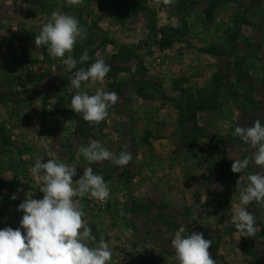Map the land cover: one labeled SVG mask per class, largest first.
<instances>
[{
    "label": "crops",
    "instance_id": "obj_1",
    "mask_svg": "<svg viewBox=\"0 0 264 264\" xmlns=\"http://www.w3.org/2000/svg\"><path fill=\"white\" fill-rule=\"evenodd\" d=\"M204 2V0H172V3L165 5L162 0L159 3H157V0H147V6L151 10L155 9L158 12L164 6L161 10L167 13V17L169 18L168 23L174 27L179 23L178 18L173 13L176 11V7L192 4V9L187 18L189 24L188 40L180 44L182 46L181 51L177 52L174 46L149 48L147 45H144L145 43L151 44L150 33L144 24V27L142 26V29L138 31L132 29L125 31L123 29L124 26L118 25L116 27L117 30L115 29L116 33L107 41L106 45H102V47L97 49L93 60H88L84 63V68H87L97 59H103L111 66V69L114 65L112 63L115 60L117 65H124L125 69H121V72L117 75L112 74L110 70L102 83L84 82L82 83V90L92 93L95 92L96 88L103 87L108 91L114 82L116 84L125 83L129 79L128 73L125 70H130L128 66L131 60H122L120 56H124V48L127 45L139 46L135 51L136 60H142L147 68L157 70L158 66L157 68L153 67L156 60H158L157 62L162 60L169 63V66L165 68V71H162L161 75L163 85L167 89H164L165 93L169 94L171 91H168V87H171L173 78H176L178 75H195L196 79H200L207 72L213 74L221 70L219 64L225 55L231 51L228 48V43L231 45L235 43V45L243 48V50H240V54L244 61V71L248 72V76L259 79L255 80L256 85L261 87L260 90L263 93L258 99L256 95L255 99L249 93L241 95L229 92L226 96L228 99L226 103H229V108L231 109L235 107L234 104L241 101L245 104L246 116L248 118L256 115L257 119L264 122V0L260 2L255 1V4L253 0H215L216 6L211 15L207 14ZM53 11L77 17L80 26L86 30L85 38L78 39L74 46L72 55L75 58L76 48L83 45L85 40L93 38L94 35L93 20L91 18L87 20V14L90 11L88 0H82V3L76 6L68 5L66 0H0V117L1 120H6L5 122H0V129L8 131L11 135L21 136L20 145H16L22 146L20 150L21 157L25 154L23 146H28L27 138H29V134H39L41 132L40 129H44L45 124L43 125L42 122L45 123L44 120L46 119L53 121L56 117L58 121L56 125L53 124L54 127L56 126V134L60 132L61 135H67L68 138L70 136L71 139L75 131V124L71 120L75 117L74 114L76 113L71 109L67 110L69 99L66 97L67 94L63 91L64 89H62L65 84H69L72 74L64 71V66L59 58H53L48 55L46 46L36 48L34 43L35 35L39 34L42 24L47 22ZM210 20L211 26L208 24ZM203 37L213 39V45H216L211 47L213 51L203 46L195 47L190 43L193 41L192 39L195 41L197 39L200 42L203 40ZM215 47L221 48V51ZM226 49L228 53L225 51ZM134 61L135 59L133 58L132 63ZM55 84L57 94H47L45 89ZM126 90L117 93L119 97L118 102L123 103L121 109L117 102L114 106H111L112 108L108 109L106 120L101 121L98 125L94 124V133L97 131L99 136L105 139L108 138V140L111 135H120L119 130L125 129L129 132L123 146L105 147L111 151H130L132 153V160L128 165L123 167H118L111 161H104L107 166H112L122 171L117 173L116 176L113 174L102 176L104 181L107 184L110 181H116L118 184L121 183L122 186H128L129 183H136L142 180L153 185V190H163L166 193L165 198L168 199L166 201L168 208H173L171 205H176L178 213L182 215V218L179 219L181 220V226H185L188 231L191 229V232H200L201 227L204 226L207 232L200 233L213 234L212 236L214 237L209 238L212 241L209 253L215 260V264H264V208L259 207L255 202L248 206V210L254 214L258 226L256 234L252 237L241 236V233L236 229L232 221L231 212L233 206H239V191L236 188L238 177H243L242 183H246L248 174L255 173L256 171L264 172V169L258 168L253 162V150L248 149L244 151L247 146H228V157L232 159L228 163L229 169H231L233 160L240 159L242 155L241 158L247 157L250 163L247 169L240 173L238 177H234L233 181H230L231 183L228 184L227 189L228 192L221 185L222 191L219 192L224 195L222 203L207 204L211 201L210 199L217 197L216 193H214L216 190L212 188L213 186L218 187L219 180L217 181L216 178H212L207 181L204 176L205 174L202 171H198V169H195L196 171L192 174L193 182L184 181L182 182V186L176 188L172 186V190L174 191L171 194L169 192V184L175 183L172 180L173 178H171L172 176L176 175L177 179L182 177V180L186 176L185 179L187 180V168L189 166L196 165L203 168L204 164L203 162L197 163L192 160L179 159L180 163L185 164L181 170L179 168L181 164L174 158H170L168 161H161L156 158L157 154H161L160 152L169 153L173 148L172 146H135L136 142H140V139L135 137V135L138 134L136 133L138 125L144 117L141 114L143 113L141 110L143 101L133 88L128 86ZM8 91L11 92L10 97L4 94ZM256 101L258 102L256 103ZM166 106H162L159 103V107L164 108V110H167ZM253 106L255 107L253 108ZM221 107H223V104ZM222 111L212 115L213 127L220 129V125L225 126L227 130L220 131V134L229 133L232 135L235 127H237L238 113L234 109V112H229L228 116V114H224V111ZM203 112L205 113L206 111ZM64 117L65 121L66 119L69 120L67 123L61 121ZM48 133H54L53 127ZM116 141L117 138H114L113 142ZM163 141L164 139H160V142ZM75 147L70 145L68 149L71 150L73 148L75 150ZM60 149H65V146H60ZM142 149L148 150L149 154L141 162L136 157V153L137 150ZM238 152L239 155L237 156ZM17 162L20 163L19 170L27 169L28 164H26L25 160L20 158ZM77 162V159H73L69 160L68 163L77 165ZM14 163L12 160L0 158V166L5 165L8 167L10 164L14 166ZM83 167H89L87 161L77 169L78 176L83 173ZM90 167L93 169L92 164ZM97 170L94 171L93 169L94 173L98 174ZM184 170L185 172H183ZM2 171L3 169H0V179L2 178ZM9 175L11 174L3 177L6 179L8 177L9 179L12 176L14 177L12 178L14 182L29 181L27 175ZM76 177H73L74 182ZM204 186L211 187L209 188L211 191L201 192V188ZM27 195L31 196V193H28L26 188L25 192H20L17 196V198L19 197V201L15 200L14 205L6 201L5 206H0V229L6 226L15 229L20 226L19 221L23 213L17 211V204L21 203ZM123 195L121 193L119 199H123ZM208 195L211 198L205 200V197ZM42 196L43 194L40 191L37 194H33V198L35 199H41ZM6 199H9L8 196ZM172 200H175L174 202L177 201V203H171ZM133 204H136V202H133ZM116 213L125 214L124 210L122 212L120 208L116 209ZM125 223L124 226H118H122L120 228H128V225ZM189 224L191 225L190 228H188ZM172 229L174 230L175 228Z\"/></svg>",
    "mask_w": 264,
    "mask_h": 264
},
{
    "label": "rangeland",
    "instance_id": "obj_2",
    "mask_svg": "<svg viewBox=\"0 0 264 264\" xmlns=\"http://www.w3.org/2000/svg\"><path fill=\"white\" fill-rule=\"evenodd\" d=\"M204 1L206 10L209 9V11H214V9L211 8V5L215 0ZM255 1L260 2L262 0H253L254 4L256 3ZM104 4L105 5H101L98 0L96 2L95 0H88V8H90V11L87 14V20L89 18L93 20L92 25L94 27V35L93 38L85 40L83 45L76 48L77 52L75 53V58L77 60L84 50L88 51L90 57L89 60H93L97 49L108 43L107 41L116 33L115 29L117 30L116 27L118 25L121 27L124 26L123 29L125 31L130 29L138 31L142 29L144 24L147 27V31L150 33L151 42V44L145 43L144 45H147L149 48H161L158 43L160 35L157 37L154 29L171 27L170 23H168L169 18L167 17V13L161 10L164 6L157 12L155 9L151 10L147 6V0H144L143 6H145L146 9H135V11L129 9L128 12L125 11L121 17H118V15H113L109 12L110 9L106 6L109 4L107 0L104 1ZM128 5L129 2L126 3V6ZM191 5L192 4H186L176 7V11L173 13L179 20L177 26H179L180 21H187L188 23L187 18L192 9ZM211 13L207 14L211 15ZM208 24L211 26V20ZM187 36L181 42L173 45L176 47L177 52H180L182 49L180 44H183L185 40H188ZM153 38H155V40H153ZM192 40L193 41L190 43L195 47L203 46L211 49V47L216 46L213 45L214 41L211 38L203 37V40L200 42L197 39L196 41L194 39ZM138 47V45H127L124 48V56H120L122 60H131L128 66V69L130 70H125L128 73L129 79L126 80L125 83L116 84V82H114L108 89L109 92H115L117 94L122 90L127 91L126 88L129 86L137 91V94L143 101L141 104V110L143 113L141 114L144 117L138 125V131L136 132L138 134L135 135V137L140 139V142H136L135 146H172L173 148L169 153L160 152V155L157 154L156 158L161 161H168L170 158H174L177 161H179V159H186L194 162L196 161L197 163L203 162V168L196 165H191L187 168V180L185 179L186 176L183 177V180L182 177L177 179L175 177L176 175L172 176L171 178H173L172 180H174L175 183L169 184V188L171 189H169V192L172 194V191H174L172 190V186L176 188L182 186V182L184 181L189 183L193 182L192 180L194 179H192V174L196 171L195 169H198V171H202V173L205 174L204 176L207 181L212 178H216L217 181L219 180V183L217 184L218 187L213 186L212 188L216 190L214 193H216L218 198L214 197L213 199H210L211 197L208 195L205 197V200L210 199L211 201L207 204L222 203L224 198V195L220 193L222 187L228 192V184L234 179L233 172L229 169L230 167H228V163H230L229 160H232L228 157V146L247 145H245L238 136L233 134L230 135L229 133L220 134V131L227 129L222 125H220V129H215L212 124V115L223 110L224 114H228L229 116V112H234L235 109V112L237 111L238 113L237 126H251L253 122L257 120L256 115L252 118H248L246 116L245 104L241 101H238L234 104L235 107L230 109L229 103H226V100H228L226 96L229 92L241 95L249 93V95L255 99L257 95L258 99L263 93V91L260 90L261 87L256 85L255 80L259 79L248 76V72L243 69L244 61L240 54V50H243V48L235 45V43L233 45L228 43V48L231 51L228 53V50H225L228 54L225 55L219 64L221 70L213 74L207 72V74L202 75L200 79H196L195 75H178L176 78H173L171 87H168V91L170 90L171 92L166 94L164 90L166 87L163 85L161 75L162 71H165V68L169 66V63L162 60L157 62L158 60H156L153 67L157 68L158 66L159 68H157V70L147 68L142 60H136L137 57L135 51ZM215 48L218 49L219 47ZM219 50L221 51V48H219ZM133 58L135 59L134 63H132ZM112 64H114L111 69L112 74L117 75L121 72V69H125L124 65H117L116 60L113 61ZM84 66V64H77V68ZM47 88L48 89H45L47 94H57L56 84ZM62 89H64L63 91L67 94L65 95L69 99L67 110H70V100L75 90L70 88V84H65ZM10 93L11 92L8 91L4 94H6L5 96L10 97ZM89 94H94V92ZM202 102H207L205 107L203 109H197L198 104ZM257 102L258 101H256V103ZM148 103L149 105L147 106ZM159 103H161L162 106L167 105V110L159 107ZM222 104L224 108L221 107ZM118 105L121 109L123 103L118 102ZM254 107L255 106H253V108ZM203 111L206 112L204 113ZM192 114L196 116L195 121L202 129V131L197 133L195 137L193 136L194 134H192L193 131L190 132V130H188L190 124L189 116ZM74 116L75 117H73L71 121L75 124V131L73 132L71 139L70 136L68 138L67 135H61L60 132L56 134V126H53V124L56 125V122L58 121L56 120V117L53 121L46 119L44 120L45 123L42 122V124H45L46 126H44V129H40L42 133L29 134V138H27L28 146H23V150L25 151L23 157H21L20 153L22 146H16L20 145L21 136H14L8 131L0 129V158L15 162L14 166H11V164L8 167L5 165L0 166V169H3L1 172L2 178L0 179V206H5L6 201L13 203L14 205L15 200L10 198L12 196L10 194L14 193L18 196L20 192H25L26 188L31 195L34 193L37 194L39 191V188L37 187V184L39 183L38 178L30 172V168L34 165L37 158L44 159L46 162L50 156H55L66 163H68L69 160L77 159V169H79V166H83L86 162L82 156L77 158V150L80 145L87 146L91 140H99L103 146L108 147L123 146L126 142L125 140L129 134L127 130H119L121 133L120 135H111L108 140V138L105 139L99 136L97 131L94 133V124H91V127V125L82 118L81 114L76 113ZM5 121L6 120L3 119L1 120L0 117V122ZM61 121L64 122L65 117L62 118ZM67 121L69 120L66 119L64 123H67ZM218 124H220V122H218ZM52 127L54 133H48ZM114 138H117L116 142H113ZM148 139H150V141H148ZM160 139H164V141L160 142ZM70 145L76 146V149L74 150L71 148V150H69L68 146ZM60 146H65V149H60ZM112 151L117 155L121 152L119 150ZM136 154V157L142 162L147 158L149 153L148 150L142 149L137 150ZM238 155L239 152L237 153V156ZM241 157L240 159H242ZM20 158L27 162V169L19 170L20 163L17 161H19ZM104 163L105 162L102 161L100 163L92 164L94 171L98 169L97 171L99 175L106 176L113 174L116 176L117 173L122 172L121 169L117 170ZM179 164H181V167L179 168L182 170L185 164L180 163V161ZM183 172H185V170ZM8 174L27 175L29 181L14 182L12 179L14 177L11 175H9L11 176V180L8 179V177L7 179L3 177ZM78 178L79 176L77 175L75 180ZM22 186L23 188H21ZM108 186L110 188V196L105 203H101L95 199H89L87 196L77 199L83 207L85 213L84 220L91 227L92 234L97 238V242L99 237L103 236L105 241L109 243L112 251V260L110 261V264H178L175 259L174 249L170 246V241L174 232L178 230L177 227L181 226V220L179 219L182 218V215L178 213L176 205H171L173 208H168L166 204L168 199L165 198L166 193L159 189L157 191L153 190V185L143 182L142 180L136 183H129L128 186H122L121 183L118 184L116 181H110ZM209 188L211 187L204 186L201 188L202 191H200H211ZM122 190L125 191L122 192ZM121 193L124 194L123 199H119ZM7 196L9 199H6ZM18 199L19 197L16 200ZM174 201L175 200H172L171 203H177V201ZM133 202H136V204H133ZM117 208H120L122 212L124 210L125 214H117ZM124 222H126L125 224L128 225V228H120L122 226H118H124ZM190 226L191 225L189 224L188 228H190ZM172 228L175 229L173 230ZM187 231L188 230L186 229V234ZM200 232H207L204 229V226L201 227ZM189 233H191V229H189ZM212 235L213 234L208 233L203 234L205 239L214 237Z\"/></svg>",
    "mask_w": 264,
    "mask_h": 264
},
{
    "label": "clouds",
    "instance_id": "obj_3",
    "mask_svg": "<svg viewBox=\"0 0 264 264\" xmlns=\"http://www.w3.org/2000/svg\"><path fill=\"white\" fill-rule=\"evenodd\" d=\"M160 0H157L159 3ZM165 5L172 0H162ZM70 6L82 3V0H66ZM86 36L77 17L53 11L47 22L42 24L35 35V46H46L48 55L59 58L64 71L72 75L70 88L75 90L69 108L82 115L91 124L98 125L106 120L108 109L118 102L115 92L103 87L95 89L94 94L82 90L84 82H103L111 66L103 59H97L87 68H77L90 57L87 50L78 60L72 55L78 39ZM75 69V71H73ZM233 135L238 136L248 149L253 150V162L264 169V122L257 119L251 126H237ZM82 156L89 165L102 161H111L118 167L129 164L132 153L127 150L118 155L103 146L99 140H91L87 146L80 145L77 158ZM249 159L233 160L231 171L242 173L249 166ZM77 165L69 164L55 156L45 162L37 158L30 172L38 178L37 187L43 194L41 199L28 196L18 204L17 211L23 213L19 227L6 226L0 229V264H110L112 251L103 236L97 238L84 220V210L77 198L87 196L101 203L107 202L110 188L103 177L94 173L92 167H83V173L77 180ZM11 179V178H9ZM236 180L239 191V206H233L232 221L241 236L252 237L258 226L255 216L248 206L255 202L264 208V172L256 171ZM19 191V189H18ZM16 200L17 196L10 197ZM23 232V234H22ZM212 241L205 239L200 232L186 234L185 226H180L171 238L170 246L174 249L178 264H215L209 253Z\"/></svg>",
    "mask_w": 264,
    "mask_h": 264
},
{
    "label": "trees",
    "instance_id": "obj_4",
    "mask_svg": "<svg viewBox=\"0 0 264 264\" xmlns=\"http://www.w3.org/2000/svg\"><path fill=\"white\" fill-rule=\"evenodd\" d=\"M94 1V0H91ZM97 0H95L96 2ZM101 5H105L104 1L105 0H98ZM109 4L106 6L108 7L109 12L113 15H118V17L123 15L125 11L128 12L129 9H135L137 10H144L146 9L145 6H143L144 0H107ZM129 2V5L126 6V3ZM216 3H213L211 5V8L214 9ZM211 11V10H210ZM209 9L206 10L207 13H211ZM107 12V11H106ZM154 32L156 33L155 35H160V39L158 40L160 47L165 48V47H171L175 43L181 42L187 35H188V23L187 21H180L179 26L174 27H161V28H155ZM158 33V34H157ZM210 51H213L210 49ZM207 102H202L198 104L197 109H203L205 107V104ZM196 116L194 114L189 116V129L193 136L197 133H200L202 131L201 127L197 124L195 121ZM192 136V137H193ZM194 139V138H193ZM240 173H233L234 177H238Z\"/></svg>",
    "mask_w": 264,
    "mask_h": 264
}]
</instances>
